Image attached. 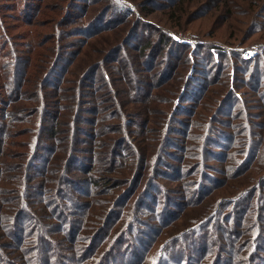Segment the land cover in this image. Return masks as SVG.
Masks as SVG:
<instances>
[{"label":"trees","instance_id":"1","mask_svg":"<svg viewBox=\"0 0 264 264\" xmlns=\"http://www.w3.org/2000/svg\"><path fill=\"white\" fill-rule=\"evenodd\" d=\"M126 2L0 0V264H264V0Z\"/></svg>","mask_w":264,"mask_h":264},{"label":"built area","instance_id":"2","mask_svg":"<svg viewBox=\"0 0 264 264\" xmlns=\"http://www.w3.org/2000/svg\"><path fill=\"white\" fill-rule=\"evenodd\" d=\"M127 4V7L124 14L126 18H129V17H134V16H137L138 15V10L137 8L131 4V3H128V2H125ZM192 39L188 36V35H185L184 37H178V42L179 43H185L187 45H189V43H191ZM192 45V44H190ZM257 50L256 49H247V50H244L241 52V58L243 60H250L252 59L256 54H257Z\"/></svg>","mask_w":264,"mask_h":264},{"label":"rangeland","instance_id":"3","mask_svg":"<svg viewBox=\"0 0 264 264\" xmlns=\"http://www.w3.org/2000/svg\"><path fill=\"white\" fill-rule=\"evenodd\" d=\"M117 1V0H116ZM120 1H124V2H126V0H120ZM129 1V0H128ZM134 5V4H133ZM125 10H126V8L124 9V12H125ZM138 14H139V12H138ZM124 17H125V15H123ZM129 18H132V17H129ZM181 33H179L178 35H180ZM184 36V35H183ZM189 36V35H188ZM213 36H218L217 34H214ZM182 37V36H181ZM216 43H218V44H220V46L221 47H226L227 49H231L232 47H230V46H227V45H225V43H221V42H217L216 41ZM189 44H193V38H192V41H191V43H189ZM182 45H185V44H182ZM192 46V45H191ZM251 47L250 48H248V49H256L257 51H259L260 50V47H259V43L258 42H255V43H253V44H251L250 45ZM190 49L192 50V49H194L193 47H190Z\"/></svg>","mask_w":264,"mask_h":264}]
</instances>
